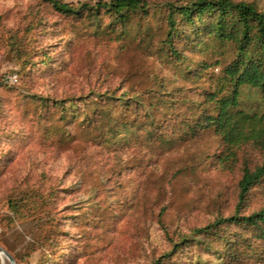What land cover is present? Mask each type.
I'll list each match as a JSON object with an SVG mask.
<instances>
[{
    "label": "rangeland",
    "instance_id": "1",
    "mask_svg": "<svg viewBox=\"0 0 264 264\" xmlns=\"http://www.w3.org/2000/svg\"><path fill=\"white\" fill-rule=\"evenodd\" d=\"M188 1L147 0L120 21L0 0V247L14 264H264L262 241L235 224L165 255L232 213L242 164L264 155L197 127L215 110L209 94L227 91L236 46L205 32L199 48L175 36L181 57L171 54L167 14ZM239 106L264 112L248 85ZM261 206L257 186L242 213Z\"/></svg>",
    "mask_w": 264,
    "mask_h": 264
},
{
    "label": "trees",
    "instance_id": "2",
    "mask_svg": "<svg viewBox=\"0 0 264 264\" xmlns=\"http://www.w3.org/2000/svg\"><path fill=\"white\" fill-rule=\"evenodd\" d=\"M44 1L63 14L74 15L88 11L97 18L98 12L104 9L120 21L131 13L146 11L148 4L147 0H98L93 5L88 3L73 5L60 0ZM176 18H179L180 24H177ZM204 18L210 22L203 23ZM167 22L169 30L165 46L177 58L181 55L179 49L172 44L175 36L180 42H185L186 47L199 48L203 44L201 35L205 32L220 40L228 39L235 43L236 55L223 69L228 85L227 91L219 96L214 92L209 94L215 110L203 114L197 127L213 128L227 145L249 141L260 146L264 152V112L248 111L239 106L240 89L243 85L257 89L264 102V9L260 10L253 3L241 0H191L180 4L175 10H170ZM178 25L188 27L186 30H180ZM45 63L44 60L43 64ZM96 105L97 103H92L86 108L92 113L93 108L97 110ZM85 112L84 114H87ZM125 133L126 131L123 132ZM120 140V135H117L113 142L117 144ZM237 186V201L232 213L181 234L165 255L183 244L198 241L202 235L209 238L214 234L220 236V233H216V228L222 224L248 228L264 245V206L242 213L248 194L257 186H264V155L262 161L253 167L247 162L242 164Z\"/></svg>",
    "mask_w": 264,
    "mask_h": 264
},
{
    "label": "water",
    "instance_id": "3",
    "mask_svg": "<svg viewBox=\"0 0 264 264\" xmlns=\"http://www.w3.org/2000/svg\"><path fill=\"white\" fill-rule=\"evenodd\" d=\"M0 255L5 256L11 264H14L13 257L10 255L8 251H6L4 248L0 247Z\"/></svg>",
    "mask_w": 264,
    "mask_h": 264
},
{
    "label": "bare ground",
    "instance_id": "4",
    "mask_svg": "<svg viewBox=\"0 0 264 264\" xmlns=\"http://www.w3.org/2000/svg\"><path fill=\"white\" fill-rule=\"evenodd\" d=\"M2 256V258H4V256L3 255H1Z\"/></svg>",
    "mask_w": 264,
    "mask_h": 264
}]
</instances>
